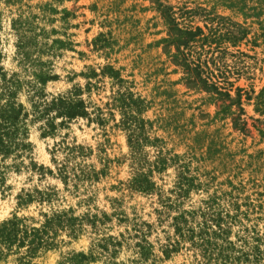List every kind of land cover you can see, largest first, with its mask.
<instances>
[{
  "label": "rangeland",
  "instance_id": "1",
  "mask_svg": "<svg viewBox=\"0 0 264 264\" xmlns=\"http://www.w3.org/2000/svg\"><path fill=\"white\" fill-rule=\"evenodd\" d=\"M0 264H264V0H0Z\"/></svg>",
  "mask_w": 264,
  "mask_h": 264
},
{
  "label": "trees",
  "instance_id": "2",
  "mask_svg": "<svg viewBox=\"0 0 264 264\" xmlns=\"http://www.w3.org/2000/svg\"><path fill=\"white\" fill-rule=\"evenodd\" d=\"M204 81H205V85H206L207 81L206 80H204Z\"/></svg>",
  "mask_w": 264,
  "mask_h": 264
}]
</instances>
